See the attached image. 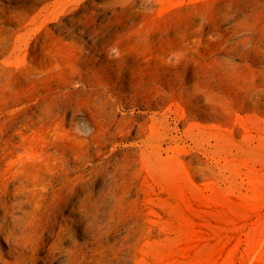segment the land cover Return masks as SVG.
Wrapping results in <instances>:
<instances>
[{
  "label": "rangeland",
  "instance_id": "obj_1",
  "mask_svg": "<svg viewBox=\"0 0 264 264\" xmlns=\"http://www.w3.org/2000/svg\"><path fill=\"white\" fill-rule=\"evenodd\" d=\"M0 264H264V0H0Z\"/></svg>",
  "mask_w": 264,
  "mask_h": 264
}]
</instances>
